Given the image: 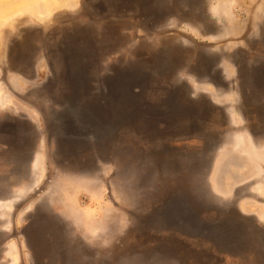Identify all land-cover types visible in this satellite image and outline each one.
Wrapping results in <instances>:
<instances>
[{
  "label": "rangeland",
  "instance_id": "obj_1",
  "mask_svg": "<svg viewBox=\"0 0 264 264\" xmlns=\"http://www.w3.org/2000/svg\"><path fill=\"white\" fill-rule=\"evenodd\" d=\"M156 1L168 2L167 16L139 8L145 0H50L41 13L37 0H0V123L22 134L0 133V264H264V107L250 90L252 68L258 81L264 73V0ZM224 4L226 28L206 10ZM169 19L179 22L163 26ZM201 54L219 58L216 82L189 74ZM133 63L154 76L117 119L166 98L175 127L160 122L153 141L130 118L104 145L57 151L27 100L58 109L77 95L74 79L95 95L115 67ZM203 156L213 207L200 217L229 229L169 227L156 211L168 191L195 184L186 167ZM160 160L185 167L139 188L135 178Z\"/></svg>",
  "mask_w": 264,
  "mask_h": 264
},
{
  "label": "water",
  "instance_id": "obj_2",
  "mask_svg": "<svg viewBox=\"0 0 264 264\" xmlns=\"http://www.w3.org/2000/svg\"><path fill=\"white\" fill-rule=\"evenodd\" d=\"M70 52L77 54L79 50L72 47ZM80 56L82 58L90 57L86 52H81ZM217 64H219V58L216 56L201 54L196 64L189 68V74L194 76L198 82L207 79L216 82L219 77L216 69ZM256 67L252 68V74L257 82L259 79L255 75ZM113 72L106 78L107 80L95 95L90 94L86 81H81L80 78L74 79L77 95L65 94L64 100H57L58 109L48 110L35 100H27L43 115L46 135L50 142L56 141L57 151L74 152L86 147L91 142L98 146L104 145L119 126L130 118H132L130 122L144 123V132L149 139L154 141L157 138L159 134V130L156 128L158 119L163 121V115H167L170 111L166 109V98L159 101L158 109L154 112L151 109L140 110L137 113L136 111L131 112L120 120L117 119L124 114L126 109L139 103L141 91L149 87L151 78L154 76V67L152 65L138 67L136 63H133L129 67H115ZM136 74L144 76L145 82L136 80ZM87 82L90 83V81ZM171 95L167 97L172 100ZM153 115H156L158 119ZM167 121L164 120V123ZM20 129L16 123H0V133L12 139L21 138ZM163 150L166 151V147H163ZM210 165V158L204 156L191 162L186 168L189 171V176L196 179L195 184L187 187L178 186L175 190L166 193L162 205L156 213L167 226L183 229L193 234H206L210 231L221 232L229 229L217 226L215 222H207L200 217L202 210L213 207L210 205L212 200L209 197V191L203 186V170L210 168ZM181 166L180 162L174 161L160 160L153 161L152 164L149 162L145 167V173L135 178V184L139 188L148 186L157 174L179 172ZM184 167L182 166V168Z\"/></svg>",
  "mask_w": 264,
  "mask_h": 264
},
{
  "label": "crops",
  "instance_id": "obj_3",
  "mask_svg": "<svg viewBox=\"0 0 264 264\" xmlns=\"http://www.w3.org/2000/svg\"><path fill=\"white\" fill-rule=\"evenodd\" d=\"M139 1V0H138ZM137 0H134V4L137 6V2H138ZM163 1V0H162ZM184 1L185 0H174V3L176 4V5H178V6H180V7H182V6H184L185 4H184ZM188 1H190V3L191 4H199V3H201V1L202 0H188ZM143 4H144V7H145V9L146 10H157L158 11V7L159 6H162L161 7V9H160V11H161V13L162 14H164V16L166 15H168V11H167V7L165 6V5H168V2H159V1H156V0H145V3H141V6L139 7V8H141V9H143ZM191 6H194V5H191ZM225 4H224V6L223 5H221V6H216V7H206V10H214V14L215 15H213L214 16V18H212L215 22H216V20L218 21V17H219V19H221V23L222 24H220L221 26H222V28H226V23L224 22V19H222L223 17H222V15H219L220 14V12H223V10L225 9ZM218 8V9H217ZM197 9V8H196ZM218 10H219V12H218ZM219 15V16H218ZM177 21L178 20H176V19H169L168 21L166 20L165 22H167V23H163V26H170V27H172L171 25H176L177 24ZM204 21H207L206 19L204 20ZM211 21V20H210ZM179 22V21H178ZM196 24H188L187 26L188 27H191L192 29L194 28V26H195ZM209 25V24H208ZM207 24H204L203 26H208ZM233 26V25H232ZM232 28V27H231ZM202 33V32H201ZM250 90H252V91H256L257 93H258V96H259V98H258V104H259V106L261 105L262 107H264V82H260V81H257V82H255V83H253V84H251V86H250ZM246 229V228H245ZM249 235L250 234V232H248V231H246L245 230V235ZM250 244V243H249Z\"/></svg>",
  "mask_w": 264,
  "mask_h": 264
},
{
  "label": "bare ground",
  "instance_id": "obj_4",
  "mask_svg": "<svg viewBox=\"0 0 264 264\" xmlns=\"http://www.w3.org/2000/svg\"><path fill=\"white\" fill-rule=\"evenodd\" d=\"M59 2L61 3L60 5H68V6H70V5H72V3H74L75 2V0H59ZM53 5V4H51V2H50V0H37V2H36V7H37V9L39 10V12L41 11H43V9H44V7L45 6H48V5ZM48 9V8H47ZM218 9V8H217ZM40 12V13H41ZM218 12H219V10H218ZM45 14V13H44ZM40 15V14H39ZM57 78V77H56ZM168 108H169V106H168ZM240 165V164H239ZM226 169V168H225ZM220 171H221V169H220ZM220 171L218 170V176L215 178V182H216V186H217V188L222 192V193H226L227 192V188L229 187V183H227V182H225V183H222V181H223V179L221 180V177L220 176H222V175H220ZM223 174V173H222Z\"/></svg>",
  "mask_w": 264,
  "mask_h": 264
},
{
  "label": "flooded vegetation",
  "instance_id": "obj_5",
  "mask_svg": "<svg viewBox=\"0 0 264 264\" xmlns=\"http://www.w3.org/2000/svg\"><path fill=\"white\" fill-rule=\"evenodd\" d=\"M152 26V25H151ZM247 71L249 70V68H251V66H247ZM249 73V72H248ZM259 75L261 76V80L260 81H264V73H259ZM163 87H165V86H163ZM164 99V98H163ZM160 101V100H159ZM158 103V102H157ZM171 103H173V102H171ZM170 104V103H169ZM168 104H167V106H166V109H168ZM172 106H174V104H172ZM158 109V108H157ZM157 109H154V108H152L151 110H152V112H154V111H156ZM154 117H156L157 119H158V117L156 116V115H153ZM176 119H179V118H176V117H171L170 116V114L168 113L167 115H163V121H161V120H159L158 119V122H157V126H156V128L159 130V124H160V122L162 123V124H164L165 125V128L166 129H170L171 127H172V124H173V128L175 127V121H176ZM164 120H169V121H167V123H164ZM156 129V131H158ZM155 131V132H156Z\"/></svg>",
  "mask_w": 264,
  "mask_h": 264
}]
</instances>
